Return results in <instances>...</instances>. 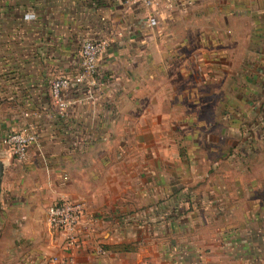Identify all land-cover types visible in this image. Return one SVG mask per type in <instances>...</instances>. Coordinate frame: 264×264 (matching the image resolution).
I'll return each instance as SVG.
<instances>
[{"label": "crops", "instance_id": "obj_1", "mask_svg": "<svg viewBox=\"0 0 264 264\" xmlns=\"http://www.w3.org/2000/svg\"><path fill=\"white\" fill-rule=\"evenodd\" d=\"M148 16L151 27L139 22ZM96 38L110 46L92 84L65 91L61 115L49 82L75 75L81 43ZM263 110L264 0L150 9L0 0V139L22 127L37 135L23 163L0 143V264H207L167 260L153 239L164 204L183 196L187 179L200 180L195 171L230 165L238 150L229 141L244 139L241 122ZM214 152L221 158L211 164ZM62 200L84 203L75 246L46 224L47 208ZM122 244L132 249H115Z\"/></svg>", "mask_w": 264, "mask_h": 264}, {"label": "rangeland", "instance_id": "obj_2", "mask_svg": "<svg viewBox=\"0 0 264 264\" xmlns=\"http://www.w3.org/2000/svg\"><path fill=\"white\" fill-rule=\"evenodd\" d=\"M263 117L241 122L245 138L229 141L228 146L238 150L228 155L230 165L195 171L200 180L190 183L187 179L178 189L183 196L164 204L166 216L156 233L161 232L160 238H152L164 245L168 261L208 257L212 258L209 264H264ZM220 128L216 124L213 130ZM225 144L223 139L215 141L216 147ZM209 157L213 164L221 153Z\"/></svg>", "mask_w": 264, "mask_h": 264}, {"label": "built area", "instance_id": "obj_3", "mask_svg": "<svg viewBox=\"0 0 264 264\" xmlns=\"http://www.w3.org/2000/svg\"><path fill=\"white\" fill-rule=\"evenodd\" d=\"M129 4H140L144 8H157L160 4L171 6V0H125ZM145 26L152 25L150 17H139ZM110 41L107 38L85 39L80 46V69L73 76H56L49 82L50 95L59 114L66 112L68 105L64 93L81 84H92L97 72V61L107 51ZM37 141V135L29 127L11 131L0 139L18 162L28 160L29 146ZM84 203L79 200H62L51 204L46 211V224L51 230H60L66 245L75 246L79 242L76 229L82 221ZM86 230L91 228L93 219H89ZM101 249H99L100 251ZM56 260V258H55ZM70 264H76L70 262Z\"/></svg>", "mask_w": 264, "mask_h": 264}, {"label": "trees", "instance_id": "obj_4", "mask_svg": "<svg viewBox=\"0 0 264 264\" xmlns=\"http://www.w3.org/2000/svg\"><path fill=\"white\" fill-rule=\"evenodd\" d=\"M115 249L117 250H122V251H129L131 250L132 248L129 246V245H118L115 247Z\"/></svg>", "mask_w": 264, "mask_h": 264}, {"label": "water", "instance_id": "obj_5", "mask_svg": "<svg viewBox=\"0 0 264 264\" xmlns=\"http://www.w3.org/2000/svg\"><path fill=\"white\" fill-rule=\"evenodd\" d=\"M4 164L3 162L0 161V185H1V182H2V178L4 176Z\"/></svg>", "mask_w": 264, "mask_h": 264}]
</instances>
